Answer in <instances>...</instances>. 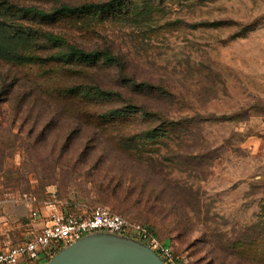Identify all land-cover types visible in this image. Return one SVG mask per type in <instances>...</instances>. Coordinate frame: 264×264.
I'll return each instance as SVG.
<instances>
[{
  "label": "rangeland",
  "instance_id": "rangeland-1",
  "mask_svg": "<svg viewBox=\"0 0 264 264\" xmlns=\"http://www.w3.org/2000/svg\"><path fill=\"white\" fill-rule=\"evenodd\" d=\"M87 2L110 6L69 11ZM71 47L167 88L135 96L167 121L111 117L131 95L117 66L67 65ZM98 206L149 225L180 264H264V0H0V248L43 209Z\"/></svg>",
  "mask_w": 264,
  "mask_h": 264
},
{
  "label": "built area",
  "instance_id": "built-area-1",
  "mask_svg": "<svg viewBox=\"0 0 264 264\" xmlns=\"http://www.w3.org/2000/svg\"><path fill=\"white\" fill-rule=\"evenodd\" d=\"M97 231L120 234L128 232L127 235L145 242L162 258H167L173 264H180L176 261L171 246L160 241L143 224L103 206L96 207L88 215L51 213L42 229L31 238L0 251V264H39L68 244Z\"/></svg>",
  "mask_w": 264,
  "mask_h": 264
},
{
  "label": "trees",
  "instance_id": "trees-1",
  "mask_svg": "<svg viewBox=\"0 0 264 264\" xmlns=\"http://www.w3.org/2000/svg\"><path fill=\"white\" fill-rule=\"evenodd\" d=\"M105 3L106 2L104 3L87 2L82 8L73 7V6H68V8L71 13L75 11H79L81 9L86 10V11H91V10L97 11V9H99L103 11L102 13H106L105 10L110 6V4H105ZM123 7L124 5H117L113 7L110 14L112 16L115 15L116 13L121 11V8ZM56 56L66 57V58H63V60H66L65 61L66 64L70 66L72 65L74 66V64H77L79 62V64L82 65L81 67L82 69L93 65V63H95V61L97 60L98 56L102 57L106 64H110V65L113 64L117 66L118 77L124 81L123 86L126 87V89L131 93V95H128V96L124 95V104L121 107L110 108L107 111V113H109L111 117H116V116L123 115L124 113H131V112L140 113V114H143L149 117L161 116L163 112V104L159 101V99L156 98V101H152V103H150L151 101L149 102H145L143 100L137 101L135 96L139 97L140 99L145 98L142 96L143 93L155 95L156 97L164 96L165 94H168V91L166 90L167 88H165L162 85H154L153 83H150L148 81L139 82V81L134 80L132 77L126 74L124 64L121 61V59L118 56H116L114 53H112L111 51L100 50L97 52H86V51H83L82 49L71 47L70 52L68 54L64 52H58L56 53ZM79 86L80 88L83 89V93L85 94L86 97L93 96V95H99L100 97L103 96V98H106L108 100H111L114 96L115 98H117L118 96L120 97L119 92L113 91L110 88H103L98 83H95V84L87 83V84H81ZM75 89L76 91L78 90V87L76 85L72 86V88L70 89V92L73 93ZM161 118H164V121H167V117L161 116ZM164 121H160L159 125L156 127L157 128L164 127V123H165ZM143 225L148 231H150L157 237V235L153 232V229L149 225L148 226H146L145 224ZM126 233L129 234L128 232ZM49 259L50 257L47 260ZM163 259L167 264H173L167 258H163ZM176 261L179 262L178 259H176Z\"/></svg>",
  "mask_w": 264,
  "mask_h": 264
},
{
  "label": "water",
  "instance_id": "water-1",
  "mask_svg": "<svg viewBox=\"0 0 264 264\" xmlns=\"http://www.w3.org/2000/svg\"><path fill=\"white\" fill-rule=\"evenodd\" d=\"M39 264H167L145 242L110 231L84 235Z\"/></svg>",
  "mask_w": 264,
  "mask_h": 264
},
{
  "label": "crops",
  "instance_id": "crops-1",
  "mask_svg": "<svg viewBox=\"0 0 264 264\" xmlns=\"http://www.w3.org/2000/svg\"><path fill=\"white\" fill-rule=\"evenodd\" d=\"M42 211L43 212H41V214L39 215L38 220L34 224L33 231L31 232V236L29 238H31L33 235H35L37 232H39L42 229V227L44 226V224L46 223V221H47L48 210L43 209ZM36 215H38V214H36ZM11 247H13V246H8V247H6L4 249L0 248V251L7 250V249H9Z\"/></svg>",
  "mask_w": 264,
  "mask_h": 264
}]
</instances>
